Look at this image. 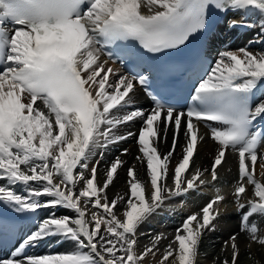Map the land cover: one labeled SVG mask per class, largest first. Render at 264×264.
<instances>
[{"label": "snow or ice", "instance_id": "obj_1", "mask_svg": "<svg viewBox=\"0 0 264 264\" xmlns=\"http://www.w3.org/2000/svg\"><path fill=\"white\" fill-rule=\"evenodd\" d=\"M229 11L239 15L229 20L230 28L258 31L245 46L218 51L186 108L149 90L142 72L112 66L123 64L136 46L152 55L185 48L211 30L213 12ZM138 88L150 97L149 109L136 106ZM260 120L264 0H0V206L16 219L36 218L25 231L0 214V238L14 241L8 255L0 254V264H144L149 256L156 264H199L203 239L217 230L228 207L222 189L187 215L163 248L165 234L140 228L170 210L171 201L214 186L228 153L238 158L231 195L240 227L221 248H230L231 260L220 264H240L241 234L251 259L253 243L264 247ZM136 122L138 132L121 131ZM169 132L171 147L164 152L160 145ZM133 137L139 154L127 169L128 190L110 199L107 190L125 163L121 156L131 153L125 148L108 163L102 184L101 160ZM206 138L216 145L210 170L195 164ZM178 148L180 159L172 166ZM136 162L145 165L147 180L139 178ZM141 236L148 237L143 246ZM52 241L73 247L32 251Z\"/></svg>", "mask_w": 264, "mask_h": 264}, {"label": "bare ground", "instance_id": "obj_2", "mask_svg": "<svg viewBox=\"0 0 264 264\" xmlns=\"http://www.w3.org/2000/svg\"><path fill=\"white\" fill-rule=\"evenodd\" d=\"M229 16L230 17L235 16L234 19H239V15L229 14ZM255 20H256L255 16L250 17V21H255ZM256 31H258V29L253 28V29H249V31H247L246 33H240L238 38L235 39L234 41H231L230 43H229V39L222 40L223 46L217 50V53L218 51L223 50L225 48L224 47L225 44L228 45L227 47L231 49H236V48L245 46L248 43V41L254 37ZM251 47L254 50H256L262 46L252 45ZM216 55L214 56V60L216 58ZM112 66L116 68L114 65ZM136 97H137V104H136L137 107H142L144 109H149L151 107L148 104L146 98L143 96L139 88L136 90ZM139 126H140L139 122H136V123L131 124L129 127L122 129L121 131L138 132ZM202 130L204 132H208V129H202ZM171 142H172V134L171 132H169L167 143L161 144L160 150L164 151L165 147H167V149L169 150V148L171 147ZM184 143H185L184 136L183 134H181L179 137V144L183 145ZM125 148L129 149L130 152L136 151V150L137 152L136 153L134 152L135 154L132 153L130 156L128 155L121 156V159L125 161V163L118 170V178L115 179L114 184L110 186L109 189L107 190V195L110 199L113 198L116 193L123 194L127 192L128 190V187L125 183L127 179V176H126L127 169L129 166H131L134 163L135 157L139 154L135 137L130 138L125 142L116 144L113 147H111L105 153L104 158L101 160L99 181L102 184L104 179L106 178L104 174V170L106 166L116 156H119L120 152ZM215 148H216L215 143L210 138H206L203 144L199 145V152H198V155H196L195 157V164L200 166L201 169L207 168L210 170L211 165L213 163V158L215 155ZM179 152H180V149L178 148L177 153L174 155V158L172 160V166H175L177 161L180 159ZM227 158H228V164L224 165L223 167L219 169L220 180L216 182L214 186L209 185L206 187H201L200 190L202 191L199 190L197 192H191L189 195H187V197L178 198L183 203L181 204L182 206L180 207L183 210H187V211L190 209L197 208V207L198 208L203 207L207 203V201H209L215 195V188L222 189V194L226 195L227 199L231 200V203H229L225 214L220 218L217 224V230L209 233L203 239L202 245L200 246V250H199L200 251L199 264H212L214 258H218L216 259V264H220V262L224 260L225 258H227L228 260H231L230 248L228 251H225V252H222L221 248L223 246L224 241L228 240L231 234L239 231L240 213L235 210V205L232 203V201L234 200V196H232L230 192L228 191V189H230L233 186V182L237 179L238 158L235 154H232V153H228ZM229 165L231 166V172H228L226 170ZM140 167L143 168L141 172L139 171ZM136 169L138 171L139 178L141 180L148 179L146 175L145 165L139 162H136ZM205 178L210 180L211 179L210 174L206 172ZM168 183L171 185V173L169 175ZM251 194H252V189L251 187H249L248 193L245 199L247 198V196H251ZM220 207L223 209L224 207L223 204H221ZM41 215L46 216L47 213L42 212ZM154 217L155 215L152 216L151 219L140 228L141 233L151 232L152 234H156L155 233L156 230H154L153 228L154 226L152 224L153 223L152 220L156 219L158 220L159 223L163 224L162 226L166 228L168 227L170 229V233L172 234V236L175 235L173 231H175L180 225L177 226L173 224V222H169V221H168L169 223L165 225V222L161 221V219L159 220V216L155 218ZM35 219H36L35 217H31L30 220L29 219L24 220L23 230L26 231L29 228H34ZM184 219L185 217L180 219L181 223ZM29 223H34V224L29 225ZM245 241H246V236L244 234H241L238 237V243L241 249V254L239 256L240 264H256L257 261L259 262V264H264V247L253 243L250 249L252 258L249 259L248 252L245 250ZM167 242L168 241L163 243V241H161L160 247L163 248V246L166 245ZM147 243H148V237L141 236L140 237L141 246ZM72 247L73 245L69 242H65L61 244L56 241H52L50 245L48 243H44V244H41L39 247L33 249L32 251H34L37 254H43L49 250L53 252H62V251L71 249ZM147 258L145 259L144 264H147L146 262ZM152 264H156V261L153 259H152Z\"/></svg>", "mask_w": 264, "mask_h": 264}, {"label": "rangeland", "instance_id": "obj_3", "mask_svg": "<svg viewBox=\"0 0 264 264\" xmlns=\"http://www.w3.org/2000/svg\"><path fill=\"white\" fill-rule=\"evenodd\" d=\"M167 151H168V149H167V147H165L164 148V152H167ZM134 152L136 153L137 150L136 151H132L130 153L131 154L132 153L135 154ZM130 155H128V156H130ZM142 169L143 168L140 167L139 171L141 172ZM200 191H202V190H200ZM228 191L231 194V192L233 191V186L230 189H228ZM227 201H228V205H229V203H231V200L230 199H227ZM181 204H183V203H182V201L180 199H175V200L171 201L170 204H169V206H168V208L170 210H166V211H163L162 214H158L161 217V221L165 222V225L168 224L170 221L174 222L173 224L177 223L178 225H181V222L178 219H176V220L170 219V216L169 215H174V216L175 215L176 216H181L182 215V216H185V218H186L187 215H189V214H191L193 212H198L202 208V207H199V208L197 207V208L190 209V210L187 211V210H183L180 207V206H182ZM155 217H157V215H155ZM152 222H153L152 224L154 225V227H156L155 233H163V234H165L168 237V239L162 240L163 243H165L166 241L169 242L172 239V237H173L172 234L170 233V229L168 227L166 228V227L162 226L163 224L162 223H159L158 220H156V219L152 220ZM177 224H175V225H177ZM175 229H173V230H175ZM173 232L175 234V231H173ZM146 262H147V264H152V257L149 256L147 258V261Z\"/></svg>", "mask_w": 264, "mask_h": 264}]
</instances>
